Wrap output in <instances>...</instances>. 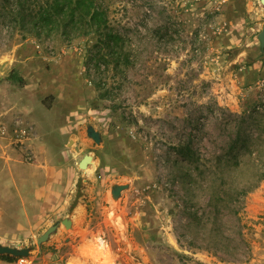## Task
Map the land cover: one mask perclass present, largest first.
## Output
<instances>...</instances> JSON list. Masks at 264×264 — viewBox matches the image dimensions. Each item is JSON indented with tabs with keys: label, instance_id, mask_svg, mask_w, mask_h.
Here are the masks:
<instances>
[{
	"label": "rangeland",
	"instance_id": "374dc122",
	"mask_svg": "<svg viewBox=\"0 0 264 264\" xmlns=\"http://www.w3.org/2000/svg\"><path fill=\"white\" fill-rule=\"evenodd\" d=\"M102 1L110 24L126 36L125 67L96 61L95 33L67 42L0 27V111L13 113L6 122L16 162L37 163L38 150L27 146L39 126L26 120L20 98L52 109L35 111L41 125L65 116L49 131L65 133L67 145L65 186L53 188L56 205L38 226L0 224V244L28 247L29 255L0 261L108 264L85 246L83 259H74L79 241L89 237L105 243L110 264H264V179L256 182L254 175L256 164L264 167V48L258 38L264 4ZM12 71L21 82L9 79ZM7 94L15 100L5 107ZM237 133L245 141L233 144ZM181 143L198 160L179 155ZM85 154L92 160L81 168ZM5 159L1 147L0 164ZM19 181L0 174L6 224L20 206L18 196L32 199L33 187L46 183ZM64 217L73 218L69 228ZM55 223L56 231L38 245Z\"/></svg>",
	"mask_w": 264,
	"mask_h": 264
},
{
	"label": "trees",
	"instance_id": "16d2710c",
	"mask_svg": "<svg viewBox=\"0 0 264 264\" xmlns=\"http://www.w3.org/2000/svg\"><path fill=\"white\" fill-rule=\"evenodd\" d=\"M0 27L11 33H34L38 37L60 35L67 42L95 33L97 42L93 47L98 49L99 54L96 61L102 59L106 65L113 64L115 67H125L130 63L126 36L110 24L108 10L102 0H0ZM9 79L22 81L13 71ZM240 140L245 141L237 133L232 143L236 144ZM175 150L185 159L192 162L198 160L195 151L186 143L179 144ZM255 152L258 159L263 149L259 148ZM235 157L237 158L236 154ZM235 157L226 159L224 165L231 168V161ZM255 168L256 182L264 179V167L256 164ZM247 190L248 187L244 184L240 188L242 193ZM0 258L8 261L15 259L7 254L0 255Z\"/></svg>",
	"mask_w": 264,
	"mask_h": 264
},
{
	"label": "crops",
	"instance_id": "0c3cea01",
	"mask_svg": "<svg viewBox=\"0 0 264 264\" xmlns=\"http://www.w3.org/2000/svg\"><path fill=\"white\" fill-rule=\"evenodd\" d=\"M1 86L6 87L9 85L4 83ZM14 100L15 99L12 100L9 98V95L7 94L3 97L2 102L5 104V107H8V105H10L11 102H14ZM18 103L23 106L22 112L26 120L34 122L39 126L34 132H30L25 139L27 146L38 148L37 152H35L37 155V163H27L25 166L20 167V165L16 162V155L10 146L12 140L14 139L12 127L10 126V123L6 122V120H9V118L13 116V113L10 111H0V117L2 116L1 120L3 123V125L0 124V148H3V156L5 155L8 157V159H5L4 162L0 164V174H3V178H9L10 183H15L16 179H20L21 181L19 182L24 183L35 182V184L37 183V186H39L41 181H45L46 183L44 185H40L37 190L35 189L36 187H33L32 192H35V194H31V196H33L32 199L26 196L23 198H20L21 195L18 196L20 199V206L17 210L14 209L11 211L10 216L13 217V219H11L13 220L11 224L5 223V218L3 219L4 215L2 214L8 210H4L0 204L1 227L12 225L14 222H16L17 230L22 228V226H25L27 223L30 224V227L31 225L38 226V224L44 219L43 215H45L46 211H49L54 203L56 205L59 198L57 195H53V188L59 189L64 185V176L65 173H67V164L65 163L66 160H63L62 157V154L66 152L64 147L67 146L66 142L64 141L65 133H53L52 131H49L50 129L57 127L65 116H63L61 113L57 114V119L59 122L52 123L49 121L46 126L44 124L41 125V123L37 120L38 116L35 115V111L38 110L44 114H50L52 110L51 108H45L41 100L30 102L27 98H20ZM53 140H56V145L50 144ZM20 170H25L27 173L21 172ZM17 176L19 178H17ZM3 180L4 179H2L1 182H3ZM8 217L9 216H7V218ZM71 219L73 223V218ZM95 240L96 239L85 237L79 241L78 245L73 251L74 259L82 260L85 256V251L82 252L80 247H89V244H92ZM0 264L10 263L0 261Z\"/></svg>",
	"mask_w": 264,
	"mask_h": 264
},
{
	"label": "water",
	"instance_id": "95a60500",
	"mask_svg": "<svg viewBox=\"0 0 264 264\" xmlns=\"http://www.w3.org/2000/svg\"><path fill=\"white\" fill-rule=\"evenodd\" d=\"M261 4H264V0H260ZM258 38L260 40L261 48H264V23L260 32L258 33ZM93 133V132H92ZM71 142V141H70ZM78 149V147H76ZM92 160V156L89 154H85L80 162L79 166L81 168L87 167L89 161ZM121 187H118L114 193H118ZM61 223L65 226V228H69L71 226V219L70 217H65L61 220ZM58 227V223L52 224L47 227V229L37 238V244L40 245L42 242L47 240L54 231H56ZM30 253V249L28 247H16V246H9L5 244H0V255H11V256H27Z\"/></svg>",
	"mask_w": 264,
	"mask_h": 264
},
{
	"label": "bare ground",
	"instance_id": "6f19581e",
	"mask_svg": "<svg viewBox=\"0 0 264 264\" xmlns=\"http://www.w3.org/2000/svg\"><path fill=\"white\" fill-rule=\"evenodd\" d=\"M71 224H72V219H71ZM89 245H90L89 246L90 249H92L95 253V256H93V258L95 260H102L104 262H108V264L111 263L112 255H110V253L107 251V247H106L104 242H102L101 240H97V241H94L92 244H89ZM104 251H106L107 255Z\"/></svg>",
	"mask_w": 264,
	"mask_h": 264
}]
</instances>
